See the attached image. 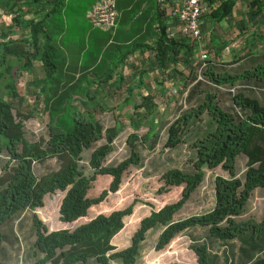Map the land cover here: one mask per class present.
Listing matches in <instances>:
<instances>
[{"label":"trees","instance_id":"16d2710c","mask_svg":"<svg viewBox=\"0 0 264 264\" xmlns=\"http://www.w3.org/2000/svg\"><path fill=\"white\" fill-rule=\"evenodd\" d=\"M205 1L208 3L210 20L215 24L232 17L238 3V0H225L213 8L217 0ZM17 5V0H0V10L6 12L12 13L14 8L19 10ZM248 8L253 16H259L264 9V0H250ZM13 15L9 32L2 33L0 40V157L4 154L9 157L0 174V257L7 240L5 227L23 212H34L43 207L46 195L65 193L58 209L59 222L74 224L86 217L89 208L102 204L110 195L116 194L124 175L142 162L138 146L146 145L149 150L155 149L164 128L152 94L149 92L143 95L139 105L132 103L134 111L129 114V118L130 125L137 130L142 124H146L147 132L142 136L130 134L127 139L131 149L130 156L115 166H104L108 155L114 151L115 140L124 131L121 122L125 109L121 110L120 120L107 128L97 120L94 109L103 94L108 95L112 89L122 88L123 79L119 78L115 85L106 86L94 83L93 79L86 77V71L75 78L63 69L64 63L60 62L63 54L57 53L54 39L36 31L40 25L36 26L33 22L22 23L23 16L18 13ZM163 16L160 12L158 37L153 47L158 69L169 76V73L181 72L177 65H182L185 72L188 70L186 83L191 84L185 100H198L167 127L163 147L174 149L182 144L181 138L188 132L190 124L198 123L206 113L214 124L210 132L191 144L194 154L191 172L173 168L161 175L162 186L158 194L182 187L180 198L157 211L152 210L149 216L143 218L132 237L131 245L121 251H117L110 241L124 229L125 218L133 215L139 202L137 200L124 209L107 215H96L73 230L48 232L38 216L32 213L31 227L35 240L30 250L34 264H110L111 261L136 264L147 234L159 227L162 231L154 244L156 252L164 250L178 235L186 231L207 229L211 245L220 243L233 251V242L240 243L237 256L231 252L233 259H238L240 264H264V216L261 222L235 221V217L244 213L252 192L257 188H264V106L257 98L241 91H228L234 109L243 111L242 115L221 108L214 92L207 90L204 96H200L203 92L201 85L206 81H196L195 74V80L190 82L191 75L199 65L198 62L194 67L193 63L196 45L188 39L168 38L165 22H161ZM14 28L29 29V36L12 39L10 29ZM252 40L253 36L250 42ZM241 52L242 55L248 53ZM113 59L117 64L118 61ZM35 61L41 62L44 76L31 78L27 86L36 99L41 97V113L46 116L43 122L48 137L30 142L25 137L23 121L30 120L34 110L25 104L26 98L20 85L16 84V77L20 71H31ZM114 66L106 72L102 81L112 80ZM39 73L41 74L40 71ZM95 73L94 70L91 74ZM203 75L216 86L227 83L234 85L244 78L264 82V65L258 63L253 69L239 74L216 73L209 67L204 70ZM133 90L134 86L130 88V91ZM78 98L86 101V109L79 110L75 105ZM13 100L16 102L15 108ZM141 108L145 114L137 121L134 114ZM99 142L102 144L95 146ZM87 150H90L87 168L91 173L86 176L79 168V161L81 154ZM239 155L246 157L243 180L235 174V162ZM49 159L56 161L57 168L37 177L34 173L35 165ZM218 167L228 174V178L215 177L214 208L210 212L174 222V216L183 208L191 194L204 183L205 169L213 170ZM97 177H109V185L96 196L87 197V191ZM209 248L207 242L200 243L199 240L189 246L198 264H214L218 260L219 256L212 254ZM231 261L232 259L229 263ZM225 263H228L227 258ZM0 264L17 263L0 260Z\"/></svg>","mask_w":264,"mask_h":264},{"label":"rangeland","instance_id":"374dc122","mask_svg":"<svg viewBox=\"0 0 264 264\" xmlns=\"http://www.w3.org/2000/svg\"><path fill=\"white\" fill-rule=\"evenodd\" d=\"M225 0H217L213 8L217 4ZM250 0H238L237 7L233 10V16L227 20L211 26L213 23H204L203 29H208L204 33H209V28L212 29L211 37L204 36L200 44H195L196 53L194 58L195 64L200 62L203 53L208 54L205 60L208 64L205 69L211 67L216 73H230L239 74L245 70L253 69L258 63L264 65V9L259 16H253L248 8ZM210 16L209 13L205 16ZM203 17V21L207 18ZM5 26V25H4ZM3 25H0V32H3ZM6 29V28H5ZM8 30V29H7ZM253 40L250 42L251 37ZM249 43V45H248ZM234 47L239 48V51L248 52L242 55L239 63H232L230 58H234L233 50L227 53V49ZM217 50L220 51L219 58L223 61L218 62ZM201 54V55H200ZM224 54V56H223ZM225 57V58H224ZM214 61V64H211ZM178 67V65H177ZM204 69V70H205ZM175 70H177L175 68ZM168 71V70H167ZM37 67L32 69L31 73L20 71L16 77L17 86L20 85L23 95L26 98L25 104L31 106L34 111L33 117L28 121H23L25 137L30 142L38 141L41 137L47 139V130L44 127V117L42 115L39 100L31 93V89L27 86L31 78L42 76ZM188 72V70H187ZM187 72L176 71L169 73V79L165 83H158L155 81L153 85H149V92L153 96V102L156 104L158 113L161 114V125L164 126L160 142L155 149L149 150L146 145L138 146L137 150L140 152L142 162L138 167H132L125 175L122 181L120 190L113 195H110L102 204L91 207L86 213V217L81 218L74 224H62L59 222L58 209L64 192H55L52 195H46L43 199V207L35 209L34 212L29 210L20 214L10 225L4 229L7 240L4 243V248L0 257L3 262L17 263V264H34V259L31 254V246L35 240L33 230L31 227V215L35 213L41 223L45 225L48 232L59 230H73L80 224L87 223L96 215H107L113 211L121 210L129 206L134 200L139 201L131 217L125 218V226L122 232L111 239L110 243L117 251H121L131 245L132 237L140 226L143 218L150 215L152 210H158L166 204L177 201L182 192V187L173 188L170 192L165 194H158L159 188L162 186L160 180L161 175L169 169H179L183 172H191V161L194 159V154L191 149V144L196 139L204 137L213 129L212 118L206 113L198 123L190 124L188 132L181 138L183 143L174 149H166L163 147L165 141L167 127L175 120V118L186 110L189 106L195 105L198 100L188 102L185 100V95L191 84L186 83ZM204 72V71H203ZM40 75V76H39ZM179 77V78H176ZM205 79L208 77L204 76ZM195 80V72L190 77V82ZM205 81V80H203ZM99 88V87H97ZM243 92L244 94L255 97L260 100L264 106V82L256 81L255 79H241L236 81L234 85L223 84L218 87L211 82H203L201 89L203 92L200 96H204L207 90L217 94L218 105L225 111L234 112L244 115V112L238 108L233 107L229 92L225 91ZM115 90V93H114ZM93 92V91H92ZM127 96V86L119 89H112L108 96H104L100 100V108H95L96 118L103 125L104 128L114 126L122 117L120 108L125 107L122 115L121 124L124 131L119 134L114 142V151L108 155L103 163L104 166H115L128 158L131 149L127 144V139L130 134L137 133L144 135L148 128L142 126L139 130L130 125V118L128 114L134 111L132 103L139 105L142 97L134 101L126 103L124 97ZM12 100V99H11ZM78 109L87 107L85 101L77 100L74 102ZM16 102L13 100V107ZM36 108V109H35ZM102 108V110H100ZM15 113V110L13 111ZM135 120H139L144 116V109H137ZM157 114V112H156ZM102 142L96 143L95 146L101 145ZM90 150L84 151L81 154L79 161V168L84 175H89L91 171L87 168V159ZM9 157L4 154L0 157V174ZM57 163L54 159H49L42 164L35 165L34 173L40 177L57 168ZM246 157L239 155L235 162L236 177L243 180L246 170ZM206 178L204 183L193 192L183 206V208L174 216V222H180L193 215H201L210 212L215 206L214 200V180L216 176L228 178V174L218 167L213 170L205 169ZM109 177H97L92 183V187L87 191V197H94L109 185ZM264 216V188H257L251 194L244 208V213L239 217H235V221H256L261 222ZM162 231V228H157L150 231L145 242L142 243L140 254L136 264H168L170 262H178L180 264H198L194 253L189 250V246L195 241L200 243L207 242L212 254L218 255V260L214 264H240L238 259H233L231 252L237 256L236 251L239 249L240 243L233 242V251H230L227 245H211L209 233L207 229H192L178 235L164 250L156 252L154 250L155 241ZM223 246V247H222ZM232 261L229 263V261ZM50 264V263H47ZM110 264H119V262L111 261Z\"/></svg>","mask_w":264,"mask_h":264},{"label":"crops","instance_id":"0c3cea01","mask_svg":"<svg viewBox=\"0 0 264 264\" xmlns=\"http://www.w3.org/2000/svg\"><path fill=\"white\" fill-rule=\"evenodd\" d=\"M99 1L17 0L19 10L14 8L12 13L0 10V25H3L4 30L0 32V40H2V33L9 32L13 13H18V15L23 16L22 23L33 22L36 26L40 25L39 28H36V31L43 32L44 36L54 39V45L59 50H57V53L59 55L63 54V59H60V62L64 63L63 69L65 72H69L77 78L78 75L82 76V71H86L88 73L86 77L93 79L94 83L105 84L106 86L115 85L118 79L122 78V88L127 86V96L124 97L123 101L127 103L132 101L134 97V101H136L149 93V85H153L155 81L162 84L166 82V79H169L168 75H164V72L159 71L153 48L158 37L160 12L164 14L161 22H165L166 35L170 28L169 18L166 17L163 9V7H166V2L165 0H116V10L119 16L116 31L111 33L102 28H94L88 22V12ZM205 18H207V21H203L204 23L211 22L210 16ZM214 24L215 22L211 26H214ZM21 30H18V28L10 29V37L16 39L29 36V29ZM207 30L204 29L205 32ZM211 30L209 28V33L204 34L211 37ZM232 50L233 54L231 55H234V58L229 60L232 63H239L242 59V52L239 51V48L231 47L227 49V53L230 54ZM127 54H129L128 57H125ZM216 54H218V62L215 64L218 66L219 62L223 60L219 58L220 51L217 50ZM239 56H241V59H239ZM113 58L118 61L117 64ZM206 61L201 58L202 63ZM211 62H213L211 64H214V61ZM208 64L210 65V63ZM113 66L115 71L112 80L109 82L102 81V78H105L107 74L106 72ZM35 67L39 71L42 70L41 62L35 61L32 69ZM177 68L180 71L186 70L183 69L182 65H178ZM94 70L96 73L92 75L91 73ZM31 71L26 72L31 73ZM42 76H44L43 70ZM132 86H134L133 92L130 91ZM227 89L225 88V91ZM107 94H110V92ZM104 96L108 95L103 94L100 100ZM77 100L85 101L81 98ZM95 108H100L99 104ZM122 108L125 109V107ZM122 108H120V111ZM131 114H133V111ZM144 125L146 126V124H142V126Z\"/></svg>","mask_w":264,"mask_h":264},{"label":"built area","instance_id":"2783aa9c","mask_svg":"<svg viewBox=\"0 0 264 264\" xmlns=\"http://www.w3.org/2000/svg\"><path fill=\"white\" fill-rule=\"evenodd\" d=\"M165 2L164 13L170 21L167 37L188 39L194 44H200L204 39L203 17L209 13L208 3L205 0H165ZM118 16L116 0H100L87 14L88 22L92 27L102 28L111 33L116 31ZM201 57L205 60L208 54L203 53ZM206 66V62L199 66L198 79H204L203 71Z\"/></svg>","mask_w":264,"mask_h":264},{"label":"clouds","instance_id":"9594fccd","mask_svg":"<svg viewBox=\"0 0 264 264\" xmlns=\"http://www.w3.org/2000/svg\"><path fill=\"white\" fill-rule=\"evenodd\" d=\"M201 55V54H200ZM202 64V62H201V60H200V62H199V65H198V68H199V66ZM195 74H196V81H198V80H205L206 82H209V81H207L206 79H205V77H203L204 79H198V69H196L195 70ZM210 83V82H209ZM227 91H228V89H227Z\"/></svg>","mask_w":264,"mask_h":264},{"label":"water","instance_id":"95a60500","mask_svg":"<svg viewBox=\"0 0 264 264\" xmlns=\"http://www.w3.org/2000/svg\"><path fill=\"white\" fill-rule=\"evenodd\" d=\"M224 8V7H223Z\"/></svg>","mask_w":264,"mask_h":264}]
</instances>
